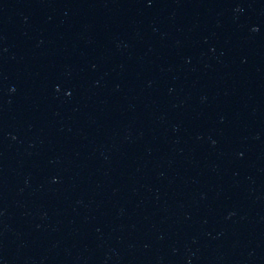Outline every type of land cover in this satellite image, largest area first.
Listing matches in <instances>:
<instances>
[{
    "label": "water",
    "instance_id": "water-1",
    "mask_svg": "<svg viewBox=\"0 0 264 264\" xmlns=\"http://www.w3.org/2000/svg\"><path fill=\"white\" fill-rule=\"evenodd\" d=\"M0 264H264V134L115 190Z\"/></svg>",
    "mask_w": 264,
    "mask_h": 264
}]
</instances>
